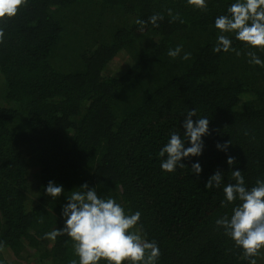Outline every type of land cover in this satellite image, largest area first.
<instances>
[{
    "label": "trees",
    "instance_id": "trees-1",
    "mask_svg": "<svg viewBox=\"0 0 264 264\" xmlns=\"http://www.w3.org/2000/svg\"><path fill=\"white\" fill-rule=\"evenodd\" d=\"M230 2L208 0L197 11L185 0H27L2 22V264L77 259L66 237L42 238L62 227L65 201L43 195L49 180L65 191L87 182L126 212L139 210L147 238L160 246L158 264H247L215 227L232 206L221 207L222 189L204 187L216 170L225 182L231 176L214 147L227 140L246 186L264 179V67L248 64L238 41L229 53L212 52L213 20ZM157 13L158 27L134 23ZM177 45L189 60L167 55ZM192 108L210 121L202 172L191 173L185 160L162 173L157 153Z\"/></svg>",
    "mask_w": 264,
    "mask_h": 264
},
{
    "label": "clouds",
    "instance_id": "clouds-1",
    "mask_svg": "<svg viewBox=\"0 0 264 264\" xmlns=\"http://www.w3.org/2000/svg\"><path fill=\"white\" fill-rule=\"evenodd\" d=\"M26 3L27 0H0V39L4 36L2 22L15 17ZM185 3L197 11L208 7V0H185ZM168 15L172 21L180 19L172 9H168ZM163 18L157 13L147 21L136 19L134 23L143 30L147 24L158 27L157 22ZM212 27L217 32L213 53H229L233 51V41H238L247 49L246 62L264 67V59L257 54L264 52V0H231L225 12L214 18ZM167 55L173 59H190V53L183 51L182 45L170 48ZM209 122L207 116H198L196 108L187 109L179 130L169 132L157 153L162 173H174L178 167L186 166L182 161L191 160V173L201 174L199 157L205 149L204 137L211 135ZM230 145L227 140L215 143L214 147L225 154L231 176L225 182V172L216 170L204 187L222 189L221 207L232 206L230 214L215 220L216 229L240 250L247 264H257V259L264 255V179H258L252 187L246 186L242 171L233 170L236 158L228 155ZM73 188L77 190L65 191L64 185L54 180L42 185L45 197L58 201L63 196L65 201L59 213L62 227L45 232L42 238L69 239L77 258L70 264H158L160 246L147 238L139 210L126 212L114 197L99 195L96 187H90L87 182ZM66 192L70 194L65 195Z\"/></svg>",
    "mask_w": 264,
    "mask_h": 264
},
{
    "label": "rangeland",
    "instance_id": "rangeland-1",
    "mask_svg": "<svg viewBox=\"0 0 264 264\" xmlns=\"http://www.w3.org/2000/svg\"><path fill=\"white\" fill-rule=\"evenodd\" d=\"M122 62H123L122 57L119 56L115 62V66H119V64Z\"/></svg>",
    "mask_w": 264,
    "mask_h": 264
}]
</instances>
